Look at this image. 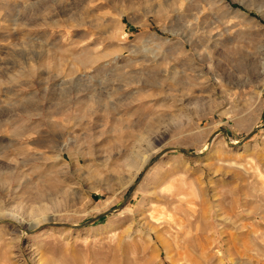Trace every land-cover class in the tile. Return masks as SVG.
<instances>
[{
  "label": "rangeland",
  "instance_id": "obj_1",
  "mask_svg": "<svg viewBox=\"0 0 264 264\" xmlns=\"http://www.w3.org/2000/svg\"><path fill=\"white\" fill-rule=\"evenodd\" d=\"M0 264H264V0H0Z\"/></svg>",
  "mask_w": 264,
  "mask_h": 264
},
{
  "label": "water",
  "instance_id": "obj_2",
  "mask_svg": "<svg viewBox=\"0 0 264 264\" xmlns=\"http://www.w3.org/2000/svg\"><path fill=\"white\" fill-rule=\"evenodd\" d=\"M208 142H210V141H208ZM159 154H161V153H158L157 156H159ZM96 219H98V217H97ZM96 219H93V220L89 221L88 223H86V224L83 225L82 227H84V226H86V225H88V224H91V223L94 222Z\"/></svg>",
  "mask_w": 264,
  "mask_h": 264
}]
</instances>
